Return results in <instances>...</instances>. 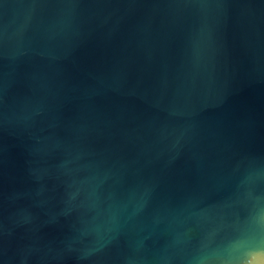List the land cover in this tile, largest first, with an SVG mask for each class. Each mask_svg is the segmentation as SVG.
<instances>
[{
    "label": "water",
    "instance_id": "obj_1",
    "mask_svg": "<svg viewBox=\"0 0 264 264\" xmlns=\"http://www.w3.org/2000/svg\"><path fill=\"white\" fill-rule=\"evenodd\" d=\"M264 258V0H0V264Z\"/></svg>",
    "mask_w": 264,
    "mask_h": 264
},
{
    "label": "clouds",
    "instance_id": "obj_2",
    "mask_svg": "<svg viewBox=\"0 0 264 264\" xmlns=\"http://www.w3.org/2000/svg\"><path fill=\"white\" fill-rule=\"evenodd\" d=\"M257 264H264V258L257 261Z\"/></svg>",
    "mask_w": 264,
    "mask_h": 264
}]
</instances>
